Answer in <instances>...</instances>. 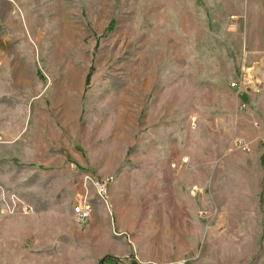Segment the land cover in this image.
<instances>
[{
  "label": "rangeland",
  "instance_id": "rangeland-1",
  "mask_svg": "<svg viewBox=\"0 0 264 264\" xmlns=\"http://www.w3.org/2000/svg\"><path fill=\"white\" fill-rule=\"evenodd\" d=\"M258 1L0 0V264H264Z\"/></svg>",
  "mask_w": 264,
  "mask_h": 264
},
{
  "label": "crops",
  "instance_id": "crops-1",
  "mask_svg": "<svg viewBox=\"0 0 264 264\" xmlns=\"http://www.w3.org/2000/svg\"><path fill=\"white\" fill-rule=\"evenodd\" d=\"M258 4L264 6V0L258 1ZM255 20L264 22V8L259 9ZM258 27V37L262 42L264 32L262 30L263 28L261 26V23L258 25ZM258 52L264 53V48H258ZM244 87V82H240L239 95L243 102L241 104V107L238 109V123L243 128L251 130L253 129L255 130V132L253 135H243V138H241V140L253 155L259 156L261 158L264 154V91L254 92L250 94L243 89ZM246 100L252 101L253 104L256 103L257 109H250V104L246 103ZM252 122L255 123V127L250 124ZM101 213L103 212L100 210V214Z\"/></svg>",
  "mask_w": 264,
  "mask_h": 264
},
{
  "label": "built area",
  "instance_id": "built-area-1",
  "mask_svg": "<svg viewBox=\"0 0 264 264\" xmlns=\"http://www.w3.org/2000/svg\"><path fill=\"white\" fill-rule=\"evenodd\" d=\"M244 149H247L246 146H243ZM108 180H111L110 178ZM105 182H96V186L98 187L99 193L103 195V192H105L107 188V181ZM78 205L75 207V212L80 216L82 220L88 218L91 215L92 207L87 203L86 200L79 199ZM138 264H156V263H147L143 261H139Z\"/></svg>",
  "mask_w": 264,
  "mask_h": 264
},
{
  "label": "trees",
  "instance_id": "trees-1",
  "mask_svg": "<svg viewBox=\"0 0 264 264\" xmlns=\"http://www.w3.org/2000/svg\"><path fill=\"white\" fill-rule=\"evenodd\" d=\"M110 259H114V258L108 257L106 260H107V261H110Z\"/></svg>",
  "mask_w": 264,
  "mask_h": 264
},
{
  "label": "bare ground",
  "instance_id": "bare-ground-1",
  "mask_svg": "<svg viewBox=\"0 0 264 264\" xmlns=\"http://www.w3.org/2000/svg\"><path fill=\"white\" fill-rule=\"evenodd\" d=\"M251 82H253V83L255 84V81H251ZM251 82H250V83H251Z\"/></svg>",
  "mask_w": 264,
  "mask_h": 264
},
{
  "label": "water",
  "instance_id": "water-1",
  "mask_svg": "<svg viewBox=\"0 0 264 264\" xmlns=\"http://www.w3.org/2000/svg\"><path fill=\"white\" fill-rule=\"evenodd\" d=\"M175 264H183V263H175Z\"/></svg>",
  "mask_w": 264,
  "mask_h": 264
}]
</instances>
